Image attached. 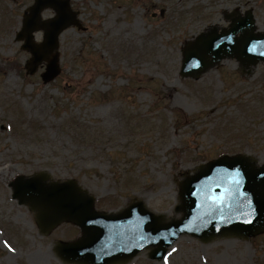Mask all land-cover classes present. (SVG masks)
Returning <instances> with one entry per match:
<instances>
[{
    "label": "rangeland",
    "instance_id": "obj_1",
    "mask_svg": "<svg viewBox=\"0 0 264 264\" xmlns=\"http://www.w3.org/2000/svg\"><path fill=\"white\" fill-rule=\"evenodd\" d=\"M69 1L83 29L61 34L60 75L44 84L43 67L25 74L29 55L14 40L33 0H0V264H64L56 243L81 236L63 224L41 237L32 213L11 199L17 176L74 179L100 212L139 201L179 220V186L199 165L222 155L264 164V63L226 59L197 80L179 75L184 44L227 28L224 14L251 10L264 32V0ZM149 251L126 264H264V234L182 236L162 261Z\"/></svg>",
    "mask_w": 264,
    "mask_h": 264
},
{
    "label": "water",
    "instance_id": "obj_2",
    "mask_svg": "<svg viewBox=\"0 0 264 264\" xmlns=\"http://www.w3.org/2000/svg\"><path fill=\"white\" fill-rule=\"evenodd\" d=\"M51 9L55 16L45 21L40 14ZM69 0H34L23 14L16 41L31 54L25 69L33 75L42 62L44 83L60 73L58 37L71 26L80 28ZM226 16L229 28L220 34L213 30L200 35L194 44L182 50L180 76L198 79L224 59H235L244 67L264 62V33H255L251 11L243 17ZM43 32V42H33V33ZM42 173L18 177L10 187L12 199L28 207L35 215L41 235H48L62 223L80 228L82 237L73 243H59V258L69 264H118L151 247L149 258L160 261L167 249L182 235L207 242L216 236L248 240L264 233V165L245 156H224L198 168L180 189L181 205L175 211L179 220L161 222L141 203L112 216L96 212L95 199L75 181L49 182Z\"/></svg>",
    "mask_w": 264,
    "mask_h": 264
},
{
    "label": "bare ground",
    "instance_id": "obj_3",
    "mask_svg": "<svg viewBox=\"0 0 264 264\" xmlns=\"http://www.w3.org/2000/svg\"><path fill=\"white\" fill-rule=\"evenodd\" d=\"M174 220V219H176L175 217H173V218H171V217H169V216H163V218L161 217V222H167V221H170V220Z\"/></svg>",
    "mask_w": 264,
    "mask_h": 264
}]
</instances>
